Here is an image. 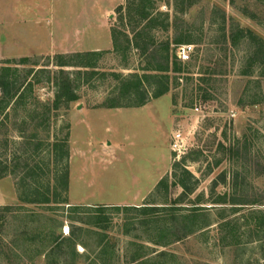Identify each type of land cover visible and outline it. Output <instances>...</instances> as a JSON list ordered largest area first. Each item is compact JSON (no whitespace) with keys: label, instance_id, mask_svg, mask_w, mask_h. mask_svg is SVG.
Listing matches in <instances>:
<instances>
[{"label":"rangeland","instance_id":"1","mask_svg":"<svg viewBox=\"0 0 264 264\" xmlns=\"http://www.w3.org/2000/svg\"><path fill=\"white\" fill-rule=\"evenodd\" d=\"M22 4L10 27L19 37L33 28L23 48L36 50L0 58V79L18 89L11 100L0 87V264H264V0ZM96 47L56 66V55ZM65 80L77 99L55 108ZM162 85L147 109L117 107ZM103 109L115 111L75 132L76 147L97 146L101 160L76 152L74 168L98 184L71 203L51 146L69 133L70 150L79 111ZM176 130L179 155L168 147ZM163 154L161 182L128 203Z\"/></svg>","mask_w":264,"mask_h":264},{"label":"crops","instance_id":"2","mask_svg":"<svg viewBox=\"0 0 264 264\" xmlns=\"http://www.w3.org/2000/svg\"><path fill=\"white\" fill-rule=\"evenodd\" d=\"M22 6H23L22 0H0V58H4L9 53L13 55L11 56L9 54L11 57H16V56L18 57L20 56L21 52L22 53L24 51L28 52L30 50L28 52L30 53L36 50L34 49L36 46L34 47L33 45L29 46L27 49L23 48V41L26 43L27 41H29V39H31L32 41H35L34 40L35 37L32 36L34 32L33 28L29 30L30 32L29 34L25 33L24 37L23 36L19 37L17 33H15V32H18L16 30L17 28L10 27V25H12L13 22H15V25H17L18 21L19 22L21 21L19 19L22 16V14L19 15L20 14L19 10L22 8ZM9 14L14 15V17L11 18L12 19L11 21L13 22L9 20ZM96 49L97 47L95 49L94 48L85 49V50L83 49V51L94 52ZM148 107L149 106L145 104L143 106L135 107L131 109H147ZM111 111H115V110L103 109V110H95V111H89V112L88 111L84 112L83 110H80L78 113V117L74 121L71 122V128H70L71 145H70V150H69L68 186H67L68 197L71 203H76V204L82 203V202H85V199L87 198L84 195L83 197L81 192L79 194L77 193L78 188H95V185L98 184L96 175H94V178H96L95 182L93 181L89 182L87 178L83 177L81 173L78 174L77 171H80V170H78L77 167L74 168V161H75L74 157H75L76 152H80L81 155H83L85 158L87 156L86 153L90 152L93 158H95V160L96 158L98 160H101V156L100 155L98 156L99 151L97 149V146H94V145H91L90 147L87 146L86 151L84 150L82 151L76 147L78 143L75 140V136H76L75 132L80 131L83 137L86 132H90L93 129L96 130L99 117L103 113H108ZM116 111H119V110H116ZM169 146H170V142L168 143V147ZM159 159H160L159 160L160 166L158 165L159 167H158V170L155 171V174L152 176H149L148 174L143 173V175L139 177L137 181V187L134 186V188H148L146 191H142L141 189H138L131 197H127L126 200L131 201V202L109 201V203H113V202L114 203H122V202L136 203L138 201H141L150 192L151 188L154 187L155 183L156 182L158 183L170 169V162H169L170 160H169L168 154H163ZM144 181H146L145 182L146 185L145 187H142ZM1 188L2 186L0 185V205H3L6 201V198L4 194L2 193Z\"/></svg>","mask_w":264,"mask_h":264},{"label":"trees","instance_id":"3","mask_svg":"<svg viewBox=\"0 0 264 264\" xmlns=\"http://www.w3.org/2000/svg\"><path fill=\"white\" fill-rule=\"evenodd\" d=\"M122 10V7H118L117 8V13H120ZM111 39H112V47L113 49H116V36H115V32L114 29L111 30ZM96 52H87L84 53V55H82V53H76V54H72L69 55V57L65 56V55H56L55 59H59V62H57V67L59 68H64V67H70L69 64H67L66 62H64L63 60L65 58H79L82 56H89L92 55ZM169 58V57H168ZM7 86L6 87V97L9 99H14L17 95L18 89L14 88V87H9V83L6 82L4 77H1L0 79V87L1 86ZM60 92L57 94L56 98H55V108H57L59 105H63V104H69L73 101H76L77 97L75 96V94L73 92H71V88L69 85V82H67L65 80V82H63L60 86ZM167 92V87L165 85L160 86L153 94H151L149 97L143 98L140 102L138 103H133V104H129L127 106H117V107H131V108H135V107H140L143 106L145 104H147L149 102V100L151 99H158L161 96H163L165 93ZM107 108H112L107 107ZM68 139H69V133H67L65 139H63L62 141H58L56 140L53 144H52V150L53 152L56 151H61L62 153V169H61V175L64 181V191L65 194L68 190L67 186H68V162H69V146H68ZM41 146V144H37L36 145V150L39 149ZM28 177H31V175H27ZM1 178V176H0ZM26 178V177H25ZM161 182V181H160ZM159 182V183H160ZM67 204V203H66ZM145 206H143V209H154L153 207H150L149 205L152 203H143ZM142 208H136V209H142ZM99 209V208H98ZM69 234V231H67V235Z\"/></svg>","mask_w":264,"mask_h":264},{"label":"built area","instance_id":"4","mask_svg":"<svg viewBox=\"0 0 264 264\" xmlns=\"http://www.w3.org/2000/svg\"><path fill=\"white\" fill-rule=\"evenodd\" d=\"M192 48L190 46L182 45L177 47L175 51V55L178 60L186 61L189 59ZM198 108H195V111H198ZM170 149L172 152L177 153L178 155L185 150V143L182 132L180 130H176L172 134Z\"/></svg>","mask_w":264,"mask_h":264}]
</instances>
